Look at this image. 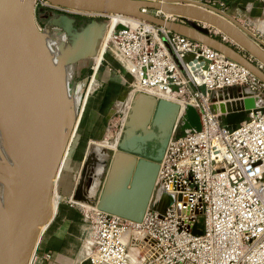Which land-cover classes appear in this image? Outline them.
<instances>
[{"label": "built area", "instance_id": "built-area-1", "mask_svg": "<svg viewBox=\"0 0 264 264\" xmlns=\"http://www.w3.org/2000/svg\"><path fill=\"white\" fill-rule=\"evenodd\" d=\"M208 4L226 6L222 0ZM120 23L109 41L126 62L131 95L183 98L196 109L200 127H185L179 136L173 130L165 146L152 198L172 196L163 213L148 205L142 219L133 220L81 205L90 262L264 264V82L214 47L164 25L140 17ZM230 86L261 100L234 127L213 107L214 92Z\"/></svg>", "mask_w": 264, "mask_h": 264}, {"label": "water", "instance_id": "water-1", "mask_svg": "<svg viewBox=\"0 0 264 264\" xmlns=\"http://www.w3.org/2000/svg\"><path fill=\"white\" fill-rule=\"evenodd\" d=\"M51 4L69 9L88 12H117L140 17L164 25L173 31L200 40L226 56L236 60L264 82V40L230 16L227 12L201 0H46ZM36 0H0V18L8 20L21 29L23 49L21 58L26 72L42 99L41 112L43 130L35 144L37 175L40 190L33 201L25 205L20 222L13 237L11 251L4 264H24L29 256L31 245L27 240L29 232L43 219L49 204L52 177L57 165V157H51L52 119L51 101L46 93L43 73L47 74L46 63L35 50L31 32L33 8ZM157 10L163 11L158 14ZM164 12L179 15V20L168 18ZM198 19L200 22H196ZM97 23V21H94ZM212 25L229 36L250 55L246 56L224 38L210 32ZM124 24L117 23L116 27ZM82 30V29H81ZM81 30L67 31L69 38L81 42ZM190 54L185 57H189ZM253 57V58H251ZM224 94L219 111L223 122L235 126L247 117L251 107L261 104L255 96ZM215 99V98H213ZM215 109L216 104L213 105ZM180 104L174 100L159 97L147 92H137L122 129L117 148L112 150L109 161L99 158V153L91 144L83 158L73 199L91 202L89 189L97 174L96 166L101 163L105 169L102 184L95 203L97 207L121 216L141 220L149 205L163 213L172 196L165 192L154 197V184L165 146L173 133L184 134L185 127L198 129L199 116L191 104L184 106L180 126L175 130ZM98 174V175H99ZM199 232V231H198Z\"/></svg>", "mask_w": 264, "mask_h": 264}, {"label": "bare ground", "instance_id": "bare-ground-1", "mask_svg": "<svg viewBox=\"0 0 264 264\" xmlns=\"http://www.w3.org/2000/svg\"><path fill=\"white\" fill-rule=\"evenodd\" d=\"M95 13H109L113 17H118L119 22L131 21L136 18L132 15L117 12ZM170 14L176 15L173 13ZM110 19H112L111 16ZM34 25L33 15L31 26ZM108 36L110 37L109 33ZM66 43L63 34L58 29L49 31L46 34L39 33L38 39L34 38L35 50L40 53L42 60L46 63L48 71L47 74L43 73V78L46 93L52 105L51 157H57V165L52 177L49 204L43 219L27 236L31 250L24 264L30 263L40 234L46 227L52 214L55 213V185L59 172L63 167L64 151L72 137L71 130L74 129H72L70 120L71 117L75 116L77 101L75 93H71L66 87V65L68 64L67 62L89 56L94 45V40L85 41L82 39L80 43L76 40L77 44H75V47L70 48V51L68 50L65 53L67 62H64L58 56V51L64 48ZM22 49L23 44L20 26L12 25L8 20L0 18V264H4L9 257L15 230L22 218L25 205L33 201L40 190L35 144L43 130L41 117L43 103L30 76L25 70L21 58ZM101 52L99 51L94 57L96 56L99 59ZM214 94L216 95L214 97L218 99L216 108L219 110L223 105L220 102L225 101L224 96L220 90H216ZM244 94L246 95V93H243L237 98H243L245 96ZM129 96L134 98L130 92L128 95L119 97L118 101L115 102L117 103L116 109H121L127 103ZM133 98L131 101H133ZM168 99L181 104L179 112L185 106L183 98L170 95ZM129 111L130 105L127 111H124L123 124ZM118 140L119 138L114 143L109 142L106 145L98 142L91 143L99 153V158H102L101 155L106 153L105 147L111 146L117 148ZM102 166L101 163L96 166L97 174L89 189V194L95 189L98 174ZM73 200L86 207L96 205L88 201Z\"/></svg>", "mask_w": 264, "mask_h": 264}, {"label": "crops", "instance_id": "crops-1", "mask_svg": "<svg viewBox=\"0 0 264 264\" xmlns=\"http://www.w3.org/2000/svg\"><path fill=\"white\" fill-rule=\"evenodd\" d=\"M201 1L209 3L217 2L219 0ZM222 1L226 3V6L224 7V9H219L227 12L230 16L235 18L250 31L264 40V1ZM162 12L163 11H160V14H162ZM95 14L99 15L105 13ZM165 14L167 16L172 15L170 13ZM176 19L179 20L180 18L177 17ZM73 20L75 21L74 18L72 19V21ZM206 25L209 27L210 32L213 35L219 38H224L225 41L235 46L246 56H250L245 51V49L239 46L229 36L226 35L225 37H222V34H224L223 32L219 31L212 25ZM87 26L97 27V25L94 24H89ZM79 59L69 63L76 64L77 68L76 62ZM113 66L114 69L112 71L103 70L97 73L96 70L94 74V77H96L97 75V78L95 86L92 89L97 90L95 94L99 95V100L94 104L92 102V98V103L90 102V105L91 109L95 112L97 110L103 112V109L101 107L104 105V101L105 103H107L109 99H112V97L116 102V98H119L118 95L122 93L123 86H125L129 81V78L125 75L123 70L117 69L115 65ZM239 90V86H230L220 91L222 92L223 96L227 93L239 96ZM124 94L123 96H125ZM116 95L117 97H115ZM91 97H94V94H92ZM102 116H98L97 114L89 116L83 121V124L80 126V140L77 142V149H75L73 153L74 155L70 154L68 160L61 168L58 176L59 182H57L55 185V189L56 191H58L57 208L54 211L55 213L52 214L46 227L41 232L29 264H92L88 258V254L91 249V245L89 243L88 222L84 216L83 207L80 205L81 203H78L72 199V192L74 190L76 179L79 174L80 167L88 146L91 142H94L93 139L98 138L99 135L103 133V127L105 126V124ZM98 143L106 145V140Z\"/></svg>", "mask_w": 264, "mask_h": 264}, {"label": "rangeland", "instance_id": "rangeland-1", "mask_svg": "<svg viewBox=\"0 0 264 264\" xmlns=\"http://www.w3.org/2000/svg\"><path fill=\"white\" fill-rule=\"evenodd\" d=\"M33 9H34L33 10L34 21H35L36 26L35 25H34L35 27L31 26L32 35L34 36L35 39H38L39 33L46 34L49 31H52L54 29L60 30L64 36L65 41L67 42L64 48L58 51V56L64 62H67L65 53H67L68 50L70 51V48H74L75 44H77L76 41L73 42L71 38H69L67 31L82 29L80 37H78V39H81V40L83 39L85 41L94 40V45H93L90 55L79 59L76 62L77 68H76V64L74 63L71 64L67 62L68 64L66 65V81H67L66 87H67V90L71 91V93H75L77 106L75 108V113H74L75 116L71 117V120H70L72 124V129L73 128L74 129L71 130L72 137L63 154L64 156L63 165H64L65 162L68 160L70 154H73L75 149H77L76 145L78 144L77 142L80 140L79 139L80 131H81L80 126L83 124V121L87 117L93 116L95 114H97L98 116L103 115L102 118L104 119V124H105V126L103 127V133L100 134L98 138L93 139L94 142H101V141L106 140V144H108L109 142L114 143L122 135V129L124 127L123 125L121 128V120L123 122V116H122L121 110L127 111V108L129 107V105H130V108L132 106L133 101L131 100L133 97L131 98L129 96L127 103L121 109L120 108L116 109L117 103L114 104L115 100L112 97V99H109L107 103H105L104 101V105L101 107L103 109V112L97 110L98 112L96 111L97 112L96 113L94 110H92L91 105H90L91 99L93 98L92 102L94 104L99 100V95L95 94L97 90L92 89L96 83L97 75L96 77H94L96 70H97V73L103 70L112 71L114 69L113 65H115L117 69L123 70L125 75L129 79L131 78V75L126 69L125 60L120 58V56L115 52L116 49H114L113 45L111 44L108 38L109 37L108 33L110 35V32L113 30L114 27H116V24L120 23L118 20L119 19L118 17H113L109 13L97 15L95 13H89L87 11L55 7V6L46 4L40 0L36 1ZM75 16L77 20L72 21L73 18L75 19ZM110 16L112 17V19H110ZM94 21H97V23H95ZM89 24L97 25V27L89 29L87 27V25ZM99 51L100 52L102 51V52H101L100 58L97 59L96 56L94 57V55L99 53ZM76 69H77V72H76ZM75 74H76V80H75ZM78 82H80L81 84ZM243 93H246V92H243ZM92 94H94V97H91ZM123 94L124 95L129 94L128 83H126V85L123 86L122 93L120 95L118 94L117 95L118 97L121 98ZM117 95L115 97H117ZM247 96H250V95H247ZM116 99L118 101V98ZM90 144L93 146L92 143ZM105 148H106V153L101 156L106 158L107 159L106 162H108L109 157L114 148L111 146H108ZM104 173H105V169L98 175V178H97L98 180L95 185V189L91 193V199H92L91 203L92 204H96L95 200L97 198L99 189L101 187ZM57 182H59L58 179H57ZM55 194H56L55 197H56V208H57L58 191H56V189H55ZM82 206L86 207L85 205H82Z\"/></svg>", "mask_w": 264, "mask_h": 264}, {"label": "trees", "instance_id": "trees-1", "mask_svg": "<svg viewBox=\"0 0 264 264\" xmlns=\"http://www.w3.org/2000/svg\"><path fill=\"white\" fill-rule=\"evenodd\" d=\"M75 20H77V19H76V16H75Z\"/></svg>", "mask_w": 264, "mask_h": 264}]
</instances>
